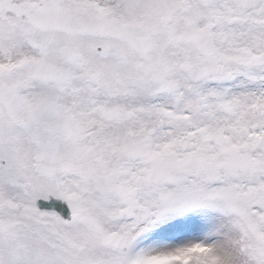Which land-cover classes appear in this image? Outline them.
I'll return each mask as SVG.
<instances>
[{"label": "snow or ice", "instance_id": "1", "mask_svg": "<svg viewBox=\"0 0 264 264\" xmlns=\"http://www.w3.org/2000/svg\"><path fill=\"white\" fill-rule=\"evenodd\" d=\"M0 264H264V0H0Z\"/></svg>", "mask_w": 264, "mask_h": 264}, {"label": "rangeland", "instance_id": "2", "mask_svg": "<svg viewBox=\"0 0 264 264\" xmlns=\"http://www.w3.org/2000/svg\"><path fill=\"white\" fill-rule=\"evenodd\" d=\"M200 210H192L185 213V217H194L206 224L205 231L200 235L199 239L208 243H214L219 238L215 235L216 229L220 228L226 222V218L221 213L213 210L199 208ZM146 230L138 239V247H165L170 246V242L163 238L161 221H156L153 224L145 226ZM159 242V243H154Z\"/></svg>", "mask_w": 264, "mask_h": 264}]
</instances>
